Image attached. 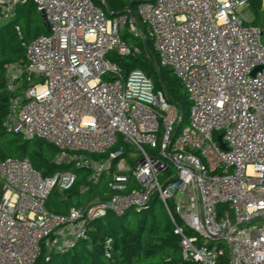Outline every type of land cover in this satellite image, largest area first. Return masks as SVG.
I'll use <instances>...</instances> for the list:
<instances>
[{"label":"built area","instance_id":"2783aa9c","mask_svg":"<svg viewBox=\"0 0 264 264\" xmlns=\"http://www.w3.org/2000/svg\"><path fill=\"white\" fill-rule=\"evenodd\" d=\"M24 1L0 0V24L13 21ZM31 1L47 34L25 45L23 67L7 70L3 127L47 142L57 163L87 170L92 184L109 175V195L54 213L48 197L69 191L76 174L42 177L27 158L1 160L0 264H35L42 254L48 261L86 240L90 222L139 212L153 195L174 225L183 259L264 264V44L261 29L237 13L248 1L138 3L159 65L190 103L177 134L180 112L165 92L142 70L123 75L108 59L139 53L121 36L127 25L145 40L134 18H108L105 0Z\"/></svg>","mask_w":264,"mask_h":264},{"label":"trees","instance_id":"16d2710c","mask_svg":"<svg viewBox=\"0 0 264 264\" xmlns=\"http://www.w3.org/2000/svg\"><path fill=\"white\" fill-rule=\"evenodd\" d=\"M141 1L152 0H105L106 14L109 17L123 15L128 7L135 15L138 29L144 34V40L133 37L132 40L122 33L123 41L139 50L137 54L123 57L111 53L108 59L116 64L123 75L131 70H142L153 82L157 90H163L169 103L177 106L182 113L181 121L175 133L186 124L189 100L181 93L182 85L173 73L159 65L145 26L136 14ZM252 14L251 25L264 32L263 0H247ZM129 16V15H128ZM15 27H18L16 31ZM47 34L35 4L31 0L20 3L13 21L0 24V161L7 158H27L32 167L42 177L51 176L59 171L70 170L76 174L73 187L59 195L52 192L46 201V209L54 213H65L70 207H82L91 201L103 200L109 195L107 182L109 175L104 174L97 184L88 181L89 172L76 169L72 164L57 163V151L43 140H25L19 135L6 131L4 121L9 113L10 93L5 88L7 70L10 67H23L26 64L25 45L40 35ZM119 145H122L121 142ZM123 146V145H122ZM125 150H130L123 146ZM98 158V157H96ZM116 162L114 161V164ZM2 193L0 191V200ZM173 214V213H172ZM174 221H180L173 214ZM110 240L109 257L105 255V243ZM35 264H195L182 258L179 237L174 234V225L163 204L156 195L151 198L148 207L139 212L130 210L122 216L107 213L104 217L88 225V237L79 240L73 249L64 253H52L48 261L44 254Z\"/></svg>","mask_w":264,"mask_h":264},{"label":"rangeland","instance_id":"374dc122","mask_svg":"<svg viewBox=\"0 0 264 264\" xmlns=\"http://www.w3.org/2000/svg\"><path fill=\"white\" fill-rule=\"evenodd\" d=\"M263 8H264V6H262ZM104 10H105V8H104ZM106 11V10H105ZM237 13L240 15V17L242 18V19H244L246 22H251L252 21V19H253V17H252V14L250 13V11H249V9H247L246 7H244V6H241V7H239L238 9H237ZM107 17L108 18H111V17H109L108 15H107ZM122 33L123 34H125V36L129 39V41L130 40H132L133 39V35L128 31V27H127V25H125L124 26V28H123V30H122ZM261 42L264 44V32H263V35H262V38H261ZM164 90V89H163ZM165 91V90H164ZM181 93L183 94V93H185V91H184V89H183V87H181ZM189 112V109L187 110V116H186V124H187V122H188V113ZM185 124V125H186ZM158 142H160V137L158 138ZM148 152H150V150H148V149H146ZM130 151H132V152H134V150L133 149H130ZM261 223L262 222H256V223H254V224H252V226H260L261 225Z\"/></svg>","mask_w":264,"mask_h":264},{"label":"water","instance_id":"95a60500","mask_svg":"<svg viewBox=\"0 0 264 264\" xmlns=\"http://www.w3.org/2000/svg\"><path fill=\"white\" fill-rule=\"evenodd\" d=\"M126 12L129 14V16H130L131 18H134V19H135L134 12L132 11V9H131L130 7L127 8ZM40 18H41V20H42V23H43L44 28H45L46 31H47V24L44 22V18H43V16H42L41 14H40ZM144 48H145L146 51H148V49H147V44H146V41H145V40H144ZM182 116H183V115H182V113L180 112V113H179V117L182 118ZM220 147H221L222 149H225L224 144L221 143V142H220Z\"/></svg>","mask_w":264,"mask_h":264}]
</instances>
